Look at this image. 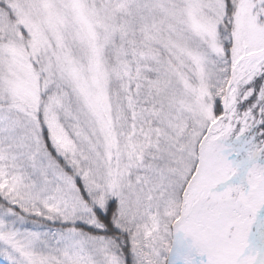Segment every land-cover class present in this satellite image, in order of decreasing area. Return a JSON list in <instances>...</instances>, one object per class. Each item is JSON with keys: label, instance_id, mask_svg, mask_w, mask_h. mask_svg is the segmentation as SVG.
I'll return each mask as SVG.
<instances>
[{"label": "snow or ice", "instance_id": "6c2138e0", "mask_svg": "<svg viewBox=\"0 0 264 264\" xmlns=\"http://www.w3.org/2000/svg\"><path fill=\"white\" fill-rule=\"evenodd\" d=\"M0 264H264V0H0Z\"/></svg>", "mask_w": 264, "mask_h": 264}]
</instances>
